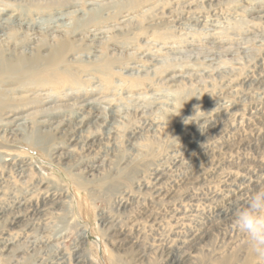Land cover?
I'll return each instance as SVG.
<instances>
[{
  "label": "rangeland",
  "instance_id": "374dc122",
  "mask_svg": "<svg viewBox=\"0 0 264 264\" xmlns=\"http://www.w3.org/2000/svg\"><path fill=\"white\" fill-rule=\"evenodd\" d=\"M0 26L9 51L78 48L65 79L0 84V129L24 121L0 131V264H264L233 222L264 189V0H0ZM86 109L80 139L46 123Z\"/></svg>",
  "mask_w": 264,
  "mask_h": 264
},
{
  "label": "bare ground",
  "instance_id": "6f19581e",
  "mask_svg": "<svg viewBox=\"0 0 264 264\" xmlns=\"http://www.w3.org/2000/svg\"><path fill=\"white\" fill-rule=\"evenodd\" d=\"M47 2H48V0H47ZM67 2V1H66ZM35 4H36V2H35ZM51 4V3H50ZM44 5V4H43ZM2 9V8H1ZM95 10V9H94ZM103 12H104V8H98V9H96L94 12H92V13H90L89 14V17L90 18H88V19H83V16L82 17H78V18H75V19H73V22H71L72 23V25L70 24V22L69 23H67L69 26H71V27H73V32L74 31H77V30H80L79 28H81V27H83V26H86L88 23H90V22H95V21H99L102 17V15H103ZM7 14V13H6ZM86 14H88V13H86ZM85 14V15H86ZM10 16H11V14H9ZM17 15V14H16ZM58 15V14H57ZM84 15V14H83ZM8 16V15H7ZM22 16V15H21ZM121 16V15H120ZM17 17V16H16ZM88 17V16H87ZM4 18H6V17H4ZM9 18V17H8ZM8 18H6V19H8ZM12 18H13V16H12ZM57 18V17H56ZM117 18V17H116ZM15 19V18H14ZM5 20V19H4ZM26 20V19H25ZM41 20H42V18H41ZM52 20H54L53 19V17H51V19L49 20L50 22L48 23V24H44L45 22H44V19H43V21H41L40 23L43 25V26H47V25H49V24H52L51 22H52ZM63 20V19H62ZM6 21V20H5ZM4 21V22H5ZM9 21V20H8ZM30 21V20H29ZM37 21H38V19H37ZM48 21V20H47ZM65 21V20H64ZM88 21H90V22H88ZM12 22V21H11ZM21 22V21H20ZM33 22H35V21H33ZM54 22V21H53ZM8 23V22H7ZM23 23V22H22ZM56 23H57V21H56ZM65 23V22H64ZM131 23V22H130ZM5 24V23H4ZM16 24V23H15ZM37 24V23H36ZM35 24V25H36ZM54 24V23H53ZM57 24H60V23H57ZM56 24V26H58ZM26 25H28V24H26ZM31 25V24H30ZM2 26H4V25H2ZM13 26H15V25H12V27ZM22 26V25H21ZM33 26V25H32ZM68 26V27H69ZM133 26V25H132ZM1 27V26H0ZM27 27V26H26ZM31 27V26H30ZM33 27H35V26H33ZM32 27V28H33ZM63 27V26H62ZM70 27V29H72ZM125 27V26H124ZM23 28V27H22ZM28 28V27H27ZM59 28H61V27H59ZM87 28V27H86ZM120 28V27H119ZM4 29V28H3ZM18 29V28H17ZM45 29V28H44ZM10 30V29H9ZM24 30V29H23ZM35 30V29H34ZM33 29H32V31H34ZM46 30V29H45ZM53 30V29H52ZM56 30V29H55ZM60 30V29H59ZM16 31V30H15ZM38 31V30H37ZM103 31V30H102ZM101 31V32H102ZM113 31V30H112ZM130 31V30H129ZM5 32V31H4ZM92 32V31H91ZM115 32V31H114ZM29 33H31V32H29ZM76 33V32H75ZM7 34V33H6ZM9 34V33H8ZM71 34V33H70ZM83 34V33H82ZM93 34V33H92ZM95 34V33H94ZM1 35V34H0ZM11 35V37L12 36H14V34L13 33H11L10 34ZM40 35V34H39ZM56 35V34H55ZM60 35V34H59ZM34 36V35H33ZM35 36H38V34L36 33L35 34ZM58 36V35H57ZM62 36V35H61ZM67 36V35H66ZM84 36V35H83ZM75 37V36H74ZM62 40L60 41V42H58L56 45L54 44V46L51 48L50 47V49L48 50L47 48V50H48V53H44L41 49H34L33 51H32V55H30V56H27V55H25V53H23V51H22V53H17V52H19L18 51V49H15V48H12V49H14L13 51H12V49H10L11 51H9V48L8 47H4V45L3 46H0V84H5V83H17V84H21V83H23V82H25L26 80H31V79H33V78H35L36 76H40L41 74L42 75H44L46 72H47V74L49 73V75H51V76H55V78H57L56 76L58 75L59 77H63V79H65L64 77H66L65 75L67 74V72L65 71V73H63V71L64 70H61V68H63V67H66V69L68 68V71H71V63H70V59H68V55L73 51H77L78 50V48H76V47H74L75 45H73V44H71V41L69 40V39H65L63 36H62ZM90 38V37H89ZM11 39V38H10ZM13 39V38H12ZM41 39V38H40ZM44 39H46V38H44ZM47 39H48V37H47ZM46 39V40H47ZM52 39H54V38H52ZM80 39V38H79ZM2 40V39H1ZM20 40V39H19ZM21 41H23V40H21ZM33 41V40H32ZM5 42V41H4ZM8 42V41H7ZM24 42V41H23ZM27 42V41H26ZM40 42V41H39ZM38 42V43H39ZM78 42V41H77ZM80 42H81V40H80ZM97 42V41H96ZM2 43V42H1ZM28 43V42H27ZM30 43V42H29ZM37 44V43H36ZM96 44V43H95ZM7 45V44H6ZM34 45V44H33ZM38 45V44H37ZM45 45H46V42H45ZM44 45V46H45ZM49 45V44H48ZM47 45V46H48ZM53 45V44H52ZM88 45V44H87ZM86 45V46H87ZM92 45H93V43H92ZM9 46V45H8ZM43 46V45H42ZM50 46V45H49ZM78 46V45H77ZM88 46H90V45H88ZM3 47V48H2ZM22 48V47H21ZM49 48V47H48ZM82 48V47H81ZM129 48V47H128ZM45 49V48H44ZM26 50H28V49H26ZM7 51H9V52H7ZM30 51V50H29ZM95 51V50H94ZM98 51V50H97ZM26 52V51H25ZM82 52V51H81ZM29 53V54H30ZM99 53V52H98ZM77 55V54H76ZM80 55H82L81 53H80ZM97 55V54H96ZM99 55V54H98ZM101 55H103V54H101ZM121 55V54H120ZM145 55V54H144ZM214 55V54H213ZM84 57V56H83ZM111 57V56H110ZM81 58V57H80ZM79 58V59H80ZM76 59H77V57H76ZM78 59V60H79ZM103 59V58H102ZM101 59V60H102ZM109 59V58H108ZM112 59V58H111ZM99 60V59H98ZM80 61H82V60H80ZM96 61V60H95ZM94 61V62H95ZM115 61V60H114ZM72 62H75V60H73ZM83 62L84 63H81L80 62V67H82L83 69H86V68H88V67H91V66H89V65H87L88 63H90V60L89 61H86L85 62V60H83ZM91 62H93L92 60H91ZM93 62V63H94ZM101 62V61H100ZM110 63V64H109ZM105 64V63H104ZM103 64V65H104ZM263 64V63H262ZM102 65V66H103ZM111 65H112V63H111V61H107L106 62V64H105V66H103V67H110L111 68ZM101 66V65H100ZM77 68V67H76ZM100 67L98 66V64H95L94 66H93V68H92V70H94V71H98V69H99ZM65 69V70H66ZM77 69H79V68H77ZM82 69V70H83ZM116 71H118V70H116ZM74 72H76V71H74ZM77 73V72H76ZM91 73V72H90ZM125 73H126V71H125ZM132 73V72H131ZM46 74V75H47ZM85 74V73H84ZM92 74H94V73H92ZM127 75V74H126ZM135 75V74H134ZM181 76V75H180ZM195 76V75H194ZM172 78V77H171ZM220 78V77H219ZM261 78V77H260ZM39 80V79H38ZM37 80V81H38ZM176 80V79H175ZM59 81V80H58ZM189 81V80H188ZM256 82V81H255ZM201 84V83H200ZM254 84V83H253ZM9 85H11V84H9ZM179 85V84H178ZM31 86V85H30ZM249 86V85H248ZM33 87V86H32ZM223 87V86H222ZM257 87V86H256ZM27 88V87H26ZM28 88H31V87H28ZM1 89V88H0ZM5 89V88H4ZM22 90V89H21ZM16 91H17V89H16ZM19 91V90H18ZM25 91V90H24ZM196 91V90H195ZM28 92V91H27ZM90 92V91H89ZM2 92H1V90H0V94H1ZM5 93H7V91L5 92ZM10 94V93H9ZM33 94H35V93H33ZM43 94V93H42ZM11 95V94H10ZM41 95V94H40ZM33 96V95H32ZM42 96V95H41ZM41 96H39V97H41ZM49 96V95H48ZM1 97V96H0ZM38 97V96H37ZM46 97V96H45ZM50 97V96H49ZM48 97V98H49ZM21 98V97H20ZM35 98V97H34ZM34 98H32V100L34 99ZM10 99H12V98H10ZM15 99V98H14ZM38 99V98H37ZM80 99V98H79ZM4 100V99H3ZM2 100V101H3ZM48 100H50V99H48ZM81 100V99H80ZM97 100H99V99H97ZM2 101H1V99H0V105H1V103H2ZM100 101V100H99ZM98 102V101H97ZM106 103H108V102H106ZM110 103V102H109ZM69 104V103H68ZM80 104V103H79ZM78 104V105H79ZM82 104V103H81ZM84 105L83 106H86V107H92V105H94V104H96V103H94V102H85V103H83ZM134 104H136V103H134ZM4 106V105H3ZM102 106H106V105H102ZM125 106V105H124ZM145 107V106H144ZM13 108H15V107H13ZM71 108V107H70ZM6 109V108H5ZM80 109V108H79ZM90 110V109H89ZM101 110V109H100ZM108 110H111V109H108ZM83 112L81 113V111H78V112H76L75 113V115H74V117L75 118H77V119H75L74 120V122L72 123V122H67V121H63V120H52V121H49V122H46V123H48V125H51V126H57L58 127V134H64V135H66V133L68 134V135H71V137H68V138H71V140L73 141V140H77V139H80V137H78V136H76L75 134H72L73 133V131L74 130H76V131H78V132H80V133H82L83 131H84V129H82V128H84V127H86L87 125H89L90 123H92V121L91 122H87L90 118H92V117H95V120L93 121V122H96L97 121V119H99L100 118V116H96V115H94V114H92L93 112L91 111V112H89L88 111V109H86V110H82ZM9 112V111H8ZM18 112V111H17ZM43 112V111H42ZM45 112H47V111H45ZM51 112H54V111H51ZM98 112V111H97ZM119 112V111H118ZM144 112V111H143ZM35 113V112H34ZM99 113V112H98ZM105 113V112H104ZM114 113V112H113ZM2 114H4V112L2 113ZM8 114V113H7ZM30 114V113H29ZM36 114V113H35ZM53 113H48V116L50 117L51 115H52ZM59 114H61V113H59ZM59 114H54L56 117L57 116H59ZM105 114H107V113H105ZM120 114V113H119ZM139 114V113H138ZM100 115H101V112H100ZM147 115V114H146ZM4 116H5V114H4ZM22 116V115H21ZM21 116H18V117H15V118H12L11 117V115H7L6 116V118L5 119H7L6 121H4L3 123H1V129H0V131L2 132V134H6V133H12L11 135H18V132L17 131H20V129H19V127H18V125H20L21 123H22V119H23V117L21 118ZM103 116V115H102ZM29 117V116H28ZM66 117V116H65ZM104 117V116H103ZM125 117V116H124ZM30 118V117H29ZM71 118V117H70ZM69 118V119H70ZM113 118V117H112ZM111 118V119H112ZM118 118V117H117ZM223 118V117H222ZM26 119V118H25ZM119 119V118H118ZM32 121V120H31ZM36 121V120H35ZM39 121V120H38ZM70 121V120H69ZM113 121V120H112ZM24 122V121H23ZM105 122V121H104ZM110 122V121H109ZM118 122V121H117ZM121 122V121H120ZM114 123H116V122H114ZM118 124V123H117ZM114 125H116V124H114ZM114 125H113V127H114ZM216 125V124H215ZM16 126H17V130H16ZM112 126V125H111ZM110 126V127H111ZM32 127V126H31ZM90 127V126H89ZM88 127V128H89ZM117 127V126H116ZM34 128V129H33ZM33 128H30L31 129V132H29L28 131V133H27V129H29V128H27V125L26 124H24L22 127H21V131L22 132H20V133H22V135H23V133H24V136H25V138L27 139V141H29V138L31 137V135H34V133L36 134V133H40L41 135H42V133H44L43 131H41L40 129H39V126L37 127H33ZM50 128V127H49ZM94 128H96V127H94ZM104 128V127H103ZM207 128V127H206ZM212 128H214L213 127V125H212ZM54 129V128H53ZM53 129H49V130H53ZM92 129V128H91ZM111 129L113 130V128L111 127ZM107 131V130H106ZM47 133H48V130H47ZM77 133V132H76ZM84 133H87V132H84ZM153 133V132H152ZM200 133V132H199ZM1 134V133H0ZM39 134V135H40ZM255 134V133H254ZM7 135V134H6ZM2 137H3V135H1ZM0 136V137H1ZM45 136V135H44ZM46 136L47 137H49V138H53V136H54V138H55V135H53L52 133H48V135L46 134ZM86 136V135H85ZM96 136V135H95ZM43 137V136H42ZM57 137V136H56ZM84 137V136H83ZM83 137H82V139H83ZM94 137V136H93ZM136 137V136H135ZM141 137V136H140ZM197 137H199V136H197ZM11 138V137H10ZM10 138H8V139H10ZM66 138V137H65ZM108 138V137H107ZM200 138V137H199ZM12 139H14V138H12ZM17 139V138H16ZM43 139V138H42ZM48 139V138H47ZM85 139H87V138H85ZM102 139V138H101ZM104 139V138H103ZM129 139V138H128ZM138 139V138H137ZM136 139V140H137ZM45 140V139H44ZM125 140V139H124ZM131 140V139H130ZM38 141V140H37ZM40 141V140H39ZM43 141V140H42ZM47 141V140H46ZM85 141V140H84ZM126 141V140H125ZM10 142H12V141H10ZM31 142H33L32 140H31ZM49 142V141H48ZM13 143V142H12ZM34 143H35V141H34ZM80 143V142H79ZM82 143V142H81ZM42 144V143H41ZM43 144H44V142H43ZM48 144V143H47ZM46 144V145H47ZM58 144V143H57ZM77 144V143H76ZM75 144V145H76ZM99 144V143H98ZM35 145H36V143H35ZM61 145V144H60ZM79 144H77V146H78ZM115 144H113V146H114ZM127 145H128V143H127ZM131 145V144H130ZM190 145V144H189ZM39 146V145H38ZM74 146V145H73ZM90 146H93V145H90ZM98 146V145H97ZM116 146V145H115ZM117 147V146H116ZM59 148V147H58ZM96 148V147H95ZM125 148H127L126 146H125ZM130 148V147H129ZM44 149V148H43ZM104 149V148H103ZM113 149V148H112ZM42 150V149H41ZM81 150V149H80ZM93 150V149H92ZM96 150V149H95ZM129 150V149H128ZM134 150V149H133ZM12 151H14V150H12ZM47 151V150H46ZM61 151H63V150H61ZM101 151V150H100ZM115 151V150H114ZM204 151V150H203ZM55 152V151H54ZM70 152V151H69ZM68 152V153H69ZM99 152V151H98ZM98 152L96 153V154H98ZM133 152H135V151H133ZM1 153V152H0ZM67 153V152H66ZM65 154V153H64ZM85 154V153H84ZM88 154H89V151H88ZM87 154V155H88ZM142 153H140V155H141ZM3 155V154H2ZM16 155H18V154H16ZM21 155V154H20ZM56 155V154H55ZM63 155V154H62ZM66 155H68V154H66ZM64 156V158H66L67 156ZM77 155V154H76ZM143 155V154H142ZM172 155V154H171ZM4 157V161H6V162H13V160L14 159H16V157L17 156H15V154L14 153H6L5 155H3ZM21 156H23V155H21ZM25 156V155H24ZM135 156V155H134ZM134 156H132L133 158H134ZM144 156V155H143ZM58 157H59V155H58ZM62 157V156H61ZM112 157V156H111ZM130 157V156H129ZM63 158V157H62ZM136 158V157H135ZM139 158V157H138ZM137 158V159H138ZM117 159V158H116ZM122 159V158H121ZM56 160V159H55ZM70 160V159H69ZM68 160V161H69ZM76 160V159H75ZM130 160V159H129ZM17 161V160H16ZM60 161V160H59ZM72 161V160H71ZM95 161V160H94ZM126 161V160H125ZM134 161H136V160H134ZM134 161H132V162H134ZM142 161V160H141ZM73 162V161H72ZM71 162V163H72ZM132 162H130V163H132ZM62 163V162H61ZM83 163V162H82ZM122 163V162H121ZM25 164V163H24ZM63 164H65V163H63ZM74 164V163H73ZM85 164V163H84ZM28 165V164H27ZM26 165V166H27ZM70 165H72V164H70ZM81 165V164H80ZM80 165H78V166H80ZM91 165V164H90ZM4 166V165H3ZM10 166V165H9ZM13 166V165H12ZM22 166V165H21ZM140 166V165H139ZM91 167V166H90ZM94 167V166H93ZM11 168V167H10ZM9 168V169H10ZM84 168V167H83ZM82 168V169H83ZM86 168V167H85ZM13 169V168H12ZM68 169V168H67ZM89 169V168H88ZM263 169V168H262ZM68 170H70V169H68ZM80 171V170H79ZM90 171V170H89ZM136 171V168L134 167V168H130L129 170H127V171H124L123 173H126V172H135ZM22 174V173H21ZM138 174V173H137ZM48 175V174H47ZM19 176H22V175H19ZM127 176V175H126ZM130 176V175H129ZM131 177V176H130ZM157 177V176H156ZM158 177H160V176H158ZM88 178H90V177H88ZM52 179V178H51ZM12 180V179H11ZM40 180V179H39ZM54 180V179H53ZM189 180V179H188ZM195 180V179H194ZM39 183V182H38ZM43 183V182H42ZM45 185V182L43 183V186ZM48 185V184H47ZM33 187H35V186H33ZM32 187V188H33ZM37 187V186H36ZM60 187H62V186H60ZM86 187V186H85ZM58 188V187H57ZM46 189V188H45ZM50 189V188H49ZM52 189V188H51ZM55 190H57V189H55ZM59 190V189H58ZM92 190V189H91ZM94 190V189H93ZM52 191V190H51ZM66 191H68V190H66ZM59 193V192H58ZM119 193V192H118ZM13 195V194H12ZM60 196V195H59ZM51 197H53V196H51ZM66 197V196H65ZM60 198V197H59ZM62 199V198H61ZM24 201V200H23ZM26 201V200H25ZM40 201V200H39ZM45 201V200H44ZM59 202H60V200H58ZM119 202H121V201H119ZM123 202V201H122ZM161 202V201H160ZM53 203H55V202H53ZM62 203V202H61ZM50 204V203H49ZM52 204V203H51ZM50 204V205H51ZM56 204V203H55ZM63 204V203H62ZM24 205V204H23ZM58 205V204H57ZM53 207V206H52ZM1 208V207H0ZM7 208H9V207H7ZM16 208V207H15ZM7 210V209H6ZM19 210V209H18ZM24 210V209H23ZM49 210V209H48ZM51 210V209H50ZM1 211V210H0ZM15 211V210H14ZM41 211V210H40ZM129 211V210H128ZM11 212V211H10ZM10 212L8 213V215H10ZM17 212V211H16ZM34 212V211H33ZM7 213V212H6ZM6 213L5 212H3V215H6ZM14 213V212H13ZM13 213H12V215H13ZM44 213V212H43ZM128 213V212H127ZM220 213V212H219ZM16 214H18V213H15V215ZM1 215V214H0ZM102 216V215H101ZM232 217V216H231ZM18 218H20V216H15L14 217V221L16 220V219H18ZM24 218V217H23ZM102 218H104V217H102ZM108 218V217H107ZM4 219V218H3ZM11 221V220H10ZM22 221V220H21ZM25 221V220H24ZM5 222V221H4ZM14 223V222H13ZM23 223V222H22ZM26 224V223H25ZM21 225V224H20ZM16 226V225H15ZM19 226V225H18ZM30 227V226H29ZM13 228V227H12ZM87 229V228H86ZM203 230V229H202ZM107 232V231H106ZM201 232H204V231H201ZM208 233V232H207ZM203 234V233H202ZM206 234V233H205ZM1 235V234H0ZM123 235V234H122ZM4 236V235H3ZM195 237V236H194ZM199 237V236H198ZM200 238V237H199ZM121 239V238H120ZM124 239V238H123ZM119 240V239H118ZM43 241V240H42ZM124 241V240H123ZM131 242V241H130ZM1 244V243H0ZM7 245H8V243L7 244H5V243H3V244H1L0 245V249H3V250H5V248H7ZM33 245V244H32ZM21 247V246H20ZM169 248H171V247H169ZM10 249V248H9ZM8 249V250H9ZM39 249V248H38ZM172 249V248H171ZM14 250V249H13ZM126 250H128V249H126ZM167 251H168V249H166ZM117 251H119V249L117 250ZM36 252V251H35ZM168 254V253H167ZM18 255V254H17ZM81 256V255H80ZM85 260V259H84ZM175 260V259H174ZM77 262H79V261H77ZM84 262V261H83ZM40 264H42V263H40ZM175 264V263H174Z\"/></svg>",
  "mask_w": 264,
  "mask_h": 264
},
{
  "label": "clouds",
  "instance_id": "9594fccd",
  "mask_svg": "<svg viewBox=\"0 0 264 264\" xmlns=\"http://www.w3.org/2000/svg\"><path fill=\"white\" fill-rule=\"evenodd\" d=\"M233 222L245 236L250 250L264 258V189L252 194L247 203L236 210Z\"/></svg>",
  "mask_w": 264,
  "mask_h": 264
}]
</instances>
